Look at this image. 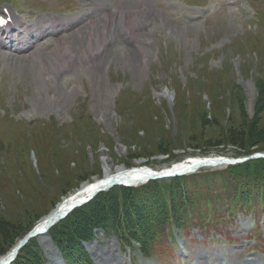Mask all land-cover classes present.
<instances>
[{
	"label": "rangeland",
	"instance_id": "obj_1",
	"mask_svg": "<svg viewBox=\"0 0 264 264\" xmlns=\"http://www.w3.org/2000/svg\"><path fill=\"white\" fill-rule=\"evenodd\" d=\"M4 1L0 0L1 6ZM11 1L32 10L35 17L47 11L72 17L85 8L82 0ZM122 1L112 0V5ZM168 1L174 10L163 0L164 8L158 1H146L157 11L159 23L150 16L156 28L140 33L145 36L141 43L150 39L142 66L135 49L118 41L94 75L82 71L79 78L72 72L57 81L47 75L44 82L39 80L42 73L59 71L69 63L67 47L78 48L73 36L77 31L91 34L77 59L83 64L84 57L96 53L107 40L106 30L99 35L93 27L99 18L60 35L59 48L35 51L26 58L7 57L8 63H0L1 221L21 229L32 226L31 231L63 197L101 178L104 167L161 170L189 158H233L237 149L215 145L226 129H238L254 118L261 91L264 95V0ZM100 23L103 27L107 20L102 17ZM127 24L133 27V17ZM47 53H53V61L46 67L38 62ZM259 118L264 128V111ZM160 150H171V159ZM224 170H199L197 184L189 176L154 181L150 188L162 186L167 206L170 184L175 182L172 191L177 203L182 195L201 191L204 179L222 177L213 175ZM99 195L108 215L101 226H90L91 240L81 242L90 264H237L236 257L243 252L252 264H264V217L257 221L258 213L226 218L222 227L211 219L204 224L198 221L199 228L188 224L169 245L166 226L167 236L151 238L143 258L136 243L128 250L114 234L123 208L127 213L146 214L131 200L133 193L113 187ZM155 209L153 213H158ZM68 217L60 223L64 221L69 230L73 218ZM51 245L60 252L52 241ZM21 251L19 264L29 260L50 264L36 238Z\"/></svg>",
	"mask_w": 264,
	"mask_h": 264
},
{
	"label": "trees",
	"instance_id": "obj_2",
	"mask_svg": "<svg viewBox=\"0 0 264 264\" xmlns=\"http://www.w3.org/2000/svg\"><path fill=\"white\" fill-rule=\"evenodd\" d=\"M262 93L263 91L260 93L254 118L246 123L242 122L238 129H226L221 141H218L215 146L234 147L237 152L233 157H247L264 152V128L261 126L259 118V115L264 111V95ZM158 152L170 159L172 157L171 150H160ZM136 159H139V157L133 158V160ZM216 175L222 177L219 179H204L201 183V191H196L194 196L184 194L181 201L177 203L173 201L172 191L175 182L172 185L170 184L169 189L171 190L167 197L171 201L168 202L167 206L163 200L165 192L162 191L164 189L157 182V187H154L153 191L150 187L151 183L155 182H148L136 188H122L128 195L133 193L131 200L137 207H141L142 213L146 214L142 216L139 213L141 215L139 216L137 213H127L126 207L123 208L124 214L118 216L119 218L116 220L118 224L114 234L122 244L137 243L142 254L147 256L149 244L152 242L150 239H154L156 236L157 238L164 236V227L168 225L169 219L176 227L183 228L191 223L196 225L198 221H204L207 218L220 221L222 218L219 217L230 211L233 214L235 211L253 212L264 208V159L230 166L213 176ZM191 176L193 184L199 183L198 175H196L197 177L195 175ZM186 177H182V179ZM178 180L181 179L173 181ZM214 186L216 187L215 192L213 190ZM100 198L101 195H98L93 201L69 215L68 218H73L71 220L72 227L69 230L63 221V223L49 231L51 241L59 249L65 264H90L89 261L87 262L88 259H86V253L81 247V242L87 243L93 237L90 226H101L100 221L106 220L108 210L106 212V206H102L106 204H100ZM179 203L181 208H178ZM155 208H157L158 213H153L156 210ZM190 220H194V222H190ZM161 227L163 228L160 229ZM31 228L32 226H27L21 229L20 226L7 224L0 220V257L9 252ZM22 252L18 254L12 264H19L18 261ZM32 262L29 260V262L21 264H32Z\"/></svg>",
	"mask_w": 264,
	"mask_h": 264
},
{
	"label": "bare ground",
	"instance_id": "obj_3",
	"mask_svg": "<svg viewBox=\"0 0 264 264\" xmlns=\"http://www.w3.org/2000/svg\"><path fill=\"white\" fill-rule=\"evenodd\" d=\"M86 1H89L95 4V5H92L91 9L93 11H98V12H102L105 5H108L110 9L115 6L114 12H111L110 10L108 15L104 16V19L107 20V23H105L103 27L100 26L101 19H99L97 23L96 22L93 23V27L96 31H98L99 35H103L104 30L107 31V40L105 41L104 44L99 46L95 54H93L90 57H84V62L82 64L81 63L82 61L77 59L78 53L90 43L91 34L90 32H87V31H81V32L78 31L74 35L75 39L78 40L76 44L78 48L72 45L71 46L69 45L67 47V54H68L67 56L69 58L68 59L69 63L65 67H62V69L59 71L48 72L47 74L42 73V76L39 77V80L41 82H44V78H43L44 75H47L49 77L59 78L60 76H63L69 73V71L71 73L73 72V74L76 73L78 75V78L81 77L82 71H83L82 73L84 74L86 73L85 71L93 75L96 74V72L102 67V65L105 64V62L108 59V53L113 52L112 49L116 47V43L118 41L132 44L131 41L133 40V43L136 44L135 53L138 54L137 56L141 64L140 66H142L144 61L147 60L148 57L145 54L144 47L148 46L150 39H145V41L141 43V39L142 38L144 39L145 36L139 34V31L141 29H146L149 27L153 28L149 22V14L153 13L155 14V17H156V12L150 6L151 4H148L147 2H142V1L138 2L137 0H124L122 1V4L124 5L121 4L119 6L118 5L116 6L115 4L112 5V0H97L99 1L97 3H94L95 0H86ZM86 1L82 0L84 6L86 5ZM131 17H133L134 25L132 28H129L127 22L129 18ZM14 23L18 24L20 23V20H18L17 18H14ZM54 23H55L54 21L51 22L50 28H52ZM24 32L26 35H28L30 33V27H26L24 29ZM44 32L47 33L46 30L39 31V34L41 37L45 36ZM15 38L17 42L16 46L21 47V52L34 46V44H31V46L28 47L18 37H15ZM141 45H143V47H141ZM56 48H59L58 42L55 45V49ZM2 50H4L3 47H0V54L3 55L2 57L0 56V63H5L7 62V57L10 58V57H13V55L8 56L6 52H2ZM15 52L18 53L19 50L15 49ZM52 55L53 53L45 56L44 59H41L40 57V60H39L40 62L38 63L46 67L51 66L53 57L51 58L50 56ZM54 60L56 61L57 57H55ZM29 62L32 64V66L34 65V61L33 62L29 61ZM70 86L72 85H69L68 87ZM71 93L73 94V91H71ZM189 159L190 160L185 161V162L174 163L172 167L169 166L167 168H163L161 171L164 170L163 173H166V174L182 173L184 171L192 170L198 165L212 164L214 161L213 157L189 158ZM215 159H218V158H215ZM170 168H171L170 171H165V169H170ZM200 168H205V167L201 166ZM158 172L160 171L151 170L150 168L143 167V166L131 167L129 169L123 168V167L116 168L114 171H112L108 167H104L103 175L101 178H94L92 181H87L83 183L74 192L63 197L61 201L56 204L53 210L48 215L40 219L36 223V225H34L32 229L33 232H36V234L34 235L35 236L34 238H36L39 245L43 248L47 259L50 261V264H62L61 260L58 258L59 253L51 245V241L49 237L47 236V233L49 232V230L45 231L52 221L56 220L59 216L65 213L71 206L86 200L97 189L103 188L112 183H122L123 182V183L138 184L139 182H142L144 180L146 181L147 178L154 176L155 173H158ZM15 247L16 246H14L4 256L0 257V264H3L8 260V258L11 256L12 251L15 249Z\"/></svg>",
	"mask_w": 264,
	"mask_h": 264
},
{
	"label": "water",
	"instance_id": "obj_4",
	"mask_svg": "<svg viewBox=\"0 0 264 264\" xmlns=\"http://www.w3.org/2000/svg\"><path fill=\"white\" fill-rule=\"evenodd\" d=\"M264 157V154H256L254 156H251V157H247V158H241V159H223V158H218V159H215L214 158V161L212 164H202V165H198L196 166L194 169L192 170H189V171H184L182 173H173V174H163V173H155L154 176H151L147 179H150V180H159V179H167V178H170V177H173V176H177V175H181V174H185V173H191V172H194L196 171L197 169H199L201 166L202 167H214V166H222V165H233V164H240V163H244L246 161H249V160H253V159H258V158H263ZM132 183H112L108 186H105L103 188H100V189H97L95 190L86 200L82 201V202H79L73 206H71L65 213H63L61 216H59L56 220L52 221L50 223V225L46 228L45 231H48L50 230L51 228H53L55 225H57L58 223H60L62 220L65 219V217L67 215H69L72 211H74L75 209L81 207L82 205L90 202L96 195H98L99 193H102L106 190H109L111 189L112 187H115V186H128V185H131ZM36 232H33L32 230L27 233L22 239H20L17 244L15 245V249L12 251V254L11 256L8 258V260L3 263V264H10L12 263L15 258L17 257L18 253L28 244V242L30 240H32L35 236Z\"/></svg>",
	"mask_w": 264,
	"mask_h": 264
}]
</instances>
